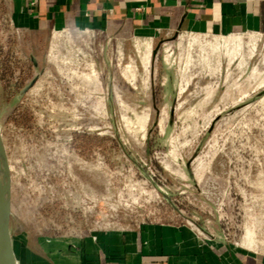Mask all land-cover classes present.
<instances>
[{
  "label": "rangeland",
  "instance_id": "rangeland-1",
  "mask_svg": "<svg viewBox=\"0 0 264 264\" xmlns=\"http://www.w3.org/2000/svg\"><path fill=\"white\" fill-rule=\"evenodd\" d=\"M96 39L58 32L32 46L0 0V131L19 264L42 239L148 221L218 228L264 250V83L251 80L264 69V35L178 32L159 48ZM32 55L52 70L20 96Z\"/></svg>",
  "mask_w": 264,
  "mask_h": 264
},
{
  "label": "crops",
  "instance_id": "crops-1",
  "mask_svg": "<svg viewBox=\"0 0 264 264\" xmlns=\"http://www.w3.org/2000/svg\"><path fill=\"white\" fill-rule=\"evenodd\" d=\"M5 1L13 27L39 48H46L50 34L62 29H87L97 37L96 48L106 38L144 40L147 47L175 32L264 35V0ZM34 57L39 65L35 70L42 73L30 92L41 89L52 70L49 57L44 66ZM251 80L262 85L264 69ZM39 243L41 252L28 249L30 257L20 264H264V250L225 239L218 228L206 233L186 222L148 221Z\"/></svg>",
  "mask_w": 264,
  "mask_h": 264
},
{
  "label": "water",
  "instance_id": "water-1",
  "mask_svg": "<svg viewBox=\"0 0 264 264\" xmlns=\"http://www.w3.org/2000/svg\"><path fill=\"white\" fill-rule=\"evenodd\" d=\"M177 33L178 32H175L172 38H175ZM159 46L160 42L157 45V48H159ZM31 59L35 66L38 67L35 57L31 56ZM40 75L41 72L39 71L27 84L23 86L20 91V96L24 95L35 84ZM11 193V167L0 131V264H19L13 248L10 230Z\"/></svg>",
  "mask_w": 264,
  "mask_h": 264
},
{
  "label": "built area",
  "instance_id": "built-area-1",
  "mask_svg": "<svg viewBox=\"0 0 264 264\" xmlns=\"http://www.w3.org/2000/svg\"><path fill=\"white\" fill-rule=\"evenodd\" d=\"M68 31H71V30H65V29H62L60 31H54L53 33H58V32H68ZM77 32L81 33V32H85V33H89V31L87 29H82V30H78ZM236 34H240V33H236ZM241 34H246V33H241ZM250 34V33H249ZM203 35H208V36H217V35H210V34H203ZM234 35V34H232ZM230 36V35H229ZM219 37V36H218ZM220 37H225V36H220ZM77 53L79 54L78 56V60L80 61V58H81V48L77 46ZM74 95V99L77 100V98L79 97ZM80 99V98H79ZM76 114H80V111L76 110ZM225 239H227V237H224Z\"/></svg>",
  "mask_w": 264,
  "mask_h": 264
},
{
  "label": "flooded vegetation",
  "instance_id": "flooded-vegetation-1",
  "mask_svg": "<svg viewBox=\"0 0 264 264\" xmlns=\"http://www.w3.org/2000/svg\"><path fill=\"white\" fill-rule=\"evenodd\" d=\"M31 60H32V59H31ZM32 64H33V66H32V67H36L33 61H32ZM36 68H37V70H38V68H39V65H38V67H36ZM40 72H41V71H40ZM37 73H38V72H36V73L34 74V76H35ZM41 73H42V72H41ZM34 76H33V77H34ZM40 76H41V75H40ZM33 77H32V78H33ZM38 79H39V78H38ZM38 79H37V80H38ZM35 83H36V82H35ZM23 86H24V85H23Z\"/></svg>",
  "mask_w": 264,
  "mask_h": 264
}]
</instances>
